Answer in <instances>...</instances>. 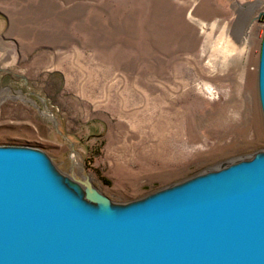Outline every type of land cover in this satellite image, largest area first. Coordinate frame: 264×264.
Masks as SVG:
<instances>
[{
    "label": "rangeland",
    "instance_id": "rangeland-1",
    "mask_svg": "<svg viewBox=\"0 0 264 264\" xmlns=\"http://www.w3.org/2000/svg\"><path fill=\"white\" fill-rule=\"evenodd\" d=\"M263 38L264 0H0V145L110 209L248 157Z\"/></svg>",
    "mask_w": 264,
    "mask_h": 264
},
{
    "label": "water",
    "instance_id": "water-1",
    "mask_svg": "<svg viewBox=\"0 0 264 264\" xmlns=\"http://www.w3.org/2000/svg\"><path fill=\"white\" fill-rule=\"evenodd\" d=\"M264 117V38L257 63ZM94 207L39 150L0 145V264H264V149Z\"/></svg>",
    "mask_w": 264,
    "mask_h": 264
},
{
    "label": "bare ground",
    "instance_id": "bare-ground-1",
    "mask_svg": "<svg viewBox=\"0 0 264 264\" xmlns=\"http://www.w3.org/2000/svg\"><path fill=\"white\" fill-rule=\"evenodd\" d=\"M79 186V185H78ZM81 187H85V188H88L89 190H88V195H90V196H92V198L94 199V200H99V201H103V202H105V203H107L106 201H105V198L103 197V195L101 194V193H99V191L98 190H96V188L95 187H90L88 184H87V182H82V184L80 185ZM79 186V187H80ZM106 206V205H105Z\"/></svg>",
    "mask_w": 264,
    "mask_h": 264
}]
</instances>
